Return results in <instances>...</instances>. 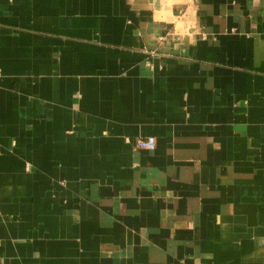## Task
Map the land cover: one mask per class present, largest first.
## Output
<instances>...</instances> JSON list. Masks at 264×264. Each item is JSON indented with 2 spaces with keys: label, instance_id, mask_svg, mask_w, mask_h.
Here are the masks:
<instances>
[{
  "label": "crops",
  "instance_id": "crops-1",
  "mask_svg": "<svg viewBox=\"0 0 264 264\" xmlns=\"http://www.w3.org/2000/svg\"><path fill=\"white\" fill-rule=\"evenodd\" d=\"M0 264H264V0H0Z\"/></svg>",
  "mask_w": 264,
  "mask_h": 264
},
{
  "label": "built area",
  "instance_id": "built-area-1",
  "mask_svg": "<svg viewBox=\"0 0 264 264\" xmlns=\"http://www.w3.org/2000/svg\"><path fill=\"white\" fill-rule=\"evenodd\" d=\"M137 146L145 149H153L156 146V139L154 136L141 137L137 139Z\"/></svg>",
  "mask_w": 264,
  "mask_h": 264
}]
</instances>
